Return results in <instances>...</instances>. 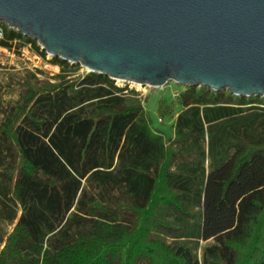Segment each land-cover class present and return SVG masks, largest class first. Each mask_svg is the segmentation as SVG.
Returning a JSON list of instances; mask_svg holds the SVG:
<instances>
[{
    "label": "trees",
    "instance_id": "trees-1",
    "mask_svg": "<svg viewBox=\"0 0 264 264\" xmlns=\"http://www.w3.org/2000/svg\"><path fill=\"white\" fill-rule=\"evenodd\" d=\"M52 62L0 122V264H264V101L188 87L167 139L133 91Z\"/></svg>",
    "mask_w": 264,
    "mask_h": 264
},
{
    "label": "water",
    "instance_id": "water-1",
    "mask_svg": "<svg viewBox=\"0 0 264 264\" xmlns=\"http://www.w3.org/2000/svg\"><path fill=\"white\" fill-rule=\"evenodd\" d=\"M0 22L111 81L264 98V0H0Z\"/></svg>",
    "mask_w": 264,
    "mask_h": 264
},
{
    "label": "rangeland",
    "instance_id": "rangeland-1",
    "mask_svg": "<svg viewBox=\"0 0 264 264\" xmlns=\"http://www.w3.org/2000/svg\"><path fill=\"white\" fill-rule=\"evenodd\" d=\"M0 26L3 27L7 25L0 22ZM34 42L39 48V52H45L36 41ZM54 59L56 58H53L47 53H45L44 56H40L30 44H23L17 41L12 42L11 48L0 50V122L7 112L15 105L19 93L25 90L27 84L37 88L44 83L55 82L54 78L57 75H61V68L53 64L52 61ZM87 74L88 71L79 64H69L68 70L64 72V75L68 78L82 77ZM113 83L116 87L133 91L135 93L133 99L141 103L151 120V127L163 133L167 139L173 138L172 125L177 114L181 110L176 103L177 96L188 87L178 86L169 82L161 88L141 87V85H139L140 88L137 89L130 84L120 83L119 81H113ZM195 88L201 89L199 87ZM220 92L228 94L226 90ZM244 99L254 106H260V104L257 103L264 101V98L253 96ZM160 101H165L166 103V114L164 119H159L156 114ZM1 171L2 166H0V173ZM3 227L7 233H10L12 230V226L3 225ZM205 245L207 244L200 242L199 248ZM1 248L2 247H0V249ZM197 254L198 257H200V250H198Z\"/></svg>",
    "mask_w": 264,
    "mask_h": 264
},
{
    "label": "built area",
    "instance_id": "built-area-1",
    "mask_svg": "<svg viewBox=\"0 0 264 264\" xmlns=\"http://www.w3.org/2000/svg\"><path fill=\"white\" fill-rule=\"evenodd\" d=\"M4 39V30L3 28L0 26V41H2ZM15 42V41H14ZM6 49L5 47H0V50ZM9 49V48H7Z\"/></svg>",
    "mask_w": 264,
    "mask_h": 264
},
{
    "label": "bare ground",
    "instance_id": "bare-ground-1",
    "mask_svg": "<svg viewBox=\"0 0 264 264\" xmlns=\"http://www.w3.org/2000/svg\"><path fill=\"white\" fill-rule=\"evenodd\" d=\"M88 71V70H87ZM120 83H123V82H121V81H119ZM131 86H133V87H136L137 89H139L140 88V86L138 85V84H133V83H129Z\"/></svg>",
    "mask_w": 264,
    "mask_h": 264
}]
</instances>
